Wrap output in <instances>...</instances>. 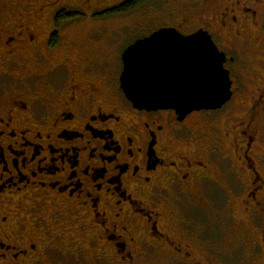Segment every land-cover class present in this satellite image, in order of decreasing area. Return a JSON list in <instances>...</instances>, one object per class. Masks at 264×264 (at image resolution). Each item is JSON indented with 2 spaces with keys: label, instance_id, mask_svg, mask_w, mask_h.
Wrapping results in <instances>:
<instances>
[{
  "label": "flooded vegetation",
  "instance_id": "obj_1",
  "mask_svg": "<svg viewBox=\"0 0 264 264\" xmlns=\"http://www.w3.org/2000/svg\"><path fill=\"white\" fill-rule=\"evenodd\" d=\"M129 1L0 0V264H223L240 240L243 264L264 257V0H202L146 33L93 18ZM160 28L203 30L224 54L220 108L180 116L126 98L122 54ZM242 71L257 83L236 103ZM211 188L240 197L251 228L237 235Z\"/></svg>",
  "mask_w": 264,
  "mask_h": 264
},
{
  "label": "water",
  "instance_id": "obj_2",
  "mask_svg": "<svg viewBox=\"0 0 264 264\" xmlns=\"http://www.w3.org/2000/svg\"><path fill=\"white\" fill-rule=\"evenodd\" d=\"M121 88L134 107L174 109L180 116L218 109L231 97L225 56L209 34L160 28L122 54Z\"/></svg>",
  "mask_w": 264,
  "mask_h": 264
},
{
  "label": "rangeland",
  "instance_id": "obj_3",
  "mask_svg": "<svg viewBox=\"0 0 264 264\" xmlns=\"http://www.w3.org/2000/svg\"><path fill=\"white\" fill-rule=\"evenodd\" d=\"M106 1V0H104ZM111 1V0H109ZM211 0H204V3L208 4ZM199 2V3H198ZM192 5L191 11L195 8H198L197 10H200L203 8V2L202 0H145L141 1L140 3L136 4L132 8H130L128 11H122L120 9L115 11H106V10H98L99 8H94L92 10L96 11L97 15L93 16L95 19H107L106 22L110 24V27L117 26L121 20H132L136 21L138 24L143 26V32H148L150 29L163 24L167 20H173L177 16V14L186 12L190 10V7ZM69 9V8H68ZM11 10V8H10ZM120 10V11H119ZM10 12V11H9ZM114 13H117L115 15H112ZM88 16L90 13H86ZM73 18H76V15L71 16ZM84 18V17H79ZM87 18V17H86ZM195 19V18H194ZM79 21V20H78ZM196 21V20H195ZM101 21H94L93 24H100ZM80 34L83 33V29L78 30ZM129 41V39H128ZM250 55L252 53L250 52ZM261 57L264 58V55H261ZM240 73V72H239ZM242 74L244 75V79H241L240 84H244V93L241 95V97H236V103L240 102H249V96L253 93L254 88L256 87V80L254 82L246 80V78L251 77L250 73L245 71H242ZM262 74H264V69L262 71ZM239 75V74H238ZM261 73H256V76H260ZM238 81L239 78L237 77ZM262 139H264V125L262 126ZM258 152L260 154H264V143L260 145L258 148ZM212 191V192H211ZM211 191H207V195L209 199L212 200L213 204L218 207L222 208L223 211L228 214L230 219H232L235 223V227L237 231L235 232L237 235L243 233V229L251 228L250 222L248 218H246V213L244 214L243 205L240 201V197L237 198H228L227 193L221 194V193H215L214 190L211 188ZM219 199L217 200V195ZM216 199V200H214ZM187 214L191 216L193 221L196 223L198 227H201L203 224V218L204 214L202 212V209H199L195 206L192 208H189L187 211ZM254 224L256 226L261 225V217H256L254 220ZM262 225H264V221L262 220ZM209 227V239L215 237L214 232H217L216 227H214L212 224L208 225ZM255 227V226H254ZM233 228V227H232ZM256 230V229H255ZM253 231V230H252ZM250 231V232H252ZM245 241L240 240L239 242L233 244L232 246H226L224 255L221 256L223 264H243V261H246V254L248 252L247 246L244 244ZM220 257V255H219ZM253 264H264V257H260L257 255V258L252 261ZM157 264H164L163 262H157ZM196 264V263H192ZM198 264H210L206 261H200ZM212 264H220L218 262H214ZM245 264V263H244ZM251 264V262L249 263Z\"/></svg>",
  "mask_w": 264,
  "mask_h": 264
},
{
  "label": "trees",
  "instance_id": "obj_4",
  "mask_svg": "<svg viewBox=\"0 0 264 264\" xmlns=\"http://www.w3.org/2000/svg\"><path fill=\"white\" fill-rule=\"evenodd\" d=\"M141 1H145V0H130L129 2L124 4V6H122V7L124 10H129L130 8H132L136 4L140 3Z\"/></svg>",
  "mask_w": 264,
  "mask_h": 264
}]
</instances>
